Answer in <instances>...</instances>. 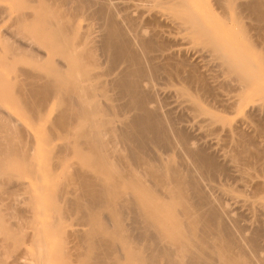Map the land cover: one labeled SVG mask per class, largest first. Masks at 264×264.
<instances>
[{
	"label": "bare ground",
	"instance_id": "obj_1",
	"mask_svg": "<svg viewBox=\"0 0 264 264\" xmlns=\"http://www.w3.org/2000/svg\"><path fill=\"white\" fill-rule=\"evenodd\" d=\"M4 1H9L14 6V9L17 11V15L14 18L15 20L13 25L16 27L23 28L25 32V37L27 38L30 37L35 39L37 42H39L40 47L47 50V54L42 55L36 49L33 48L27 49L25 45L23 47L17 46L12 43H9L7 40L2 41L1 43L4 46L3 48H5V50H8L10 52V56L7 57L6 60H8L11 57L18 56L24 61V63H26L27 66L30 67L29 70L19 68L16 71H14L15 74H17L18 76V78L15 80V88L20 95L22 105L33 116H40L44 114V111L48 107L47 105L48 102L52 99L55 100L59 115L53 123V129L55 131L53 135L58 139L61 140L67 139V140L66 143L64 144L65 145L64 148L66 149L65 150L61 149L60 152L58 154L56 153V155L54 156L53 159L54 161L53 165H55L54 168L56 169L62 167V164L64 163L65 160L64 157L65 158L67 157L65 156L66 153L69 151L71 152L73 151V152H77L80 164L84 166L86 165L89 170L88 171L84 169L85 167L84 168L82 167L83 172L81 168L80 169L81 172L77 174L75 173L73 176L70 175L67 176L66 174V177L64 178L65 180L63 184L64 186H60V185H57L58 187L56 186L57 188H61V189H58L55 193L53 192L52 195L54 198L56 196L58 202L64 203L63 205L61 206L50 205L49 207L40 206L41 208L40 210H44V211L48 210L52 214L53 220L55 219V222L41 224L42 228H40L41 226L39 227L40 224H35L36 222H29L27 224L35 228L34 229L35 233L32 235V237H30V239L35 245L36 253L34 257H31L32 261H30L31 262L30 264H49L51 260L55 261V263L57 264H74L69 259V256H73L74 254L67 247H65L64 239H60L59 243H57L55 247L56 249L54 250L55 252L51 255L48 254V251L46 250L47 248L45 249L44 244L46 241L44 242L43 240L44 232L46 234L48 233L49 235L50 233L51 234L60 233L59 230L57 229L58 224L59 225L61 224V219L58 218V215L63 214L67 209H71L72 212L79 213L80 219L82 220L81 224L82 225L84 224L85 226L88 227V230L86 232L83 231L84 233L83 234L81 233L82 235L79 236L77 235L78 237L74 238L75 241L77 240L76 242H78L77 243L78 245L76 244L77 245L76 251L78 250L84 251V252L81 251L82 253H76L78 257L81 258L79 261L80 264H120V261L123 259H131V261L134 264H252V262L255 260H252L251 258L252 261H250V259L248 258V256H250L249 254L248 256H246L247 255L246 253L248 252L246 251L247 249L246 243L248 241V238L247 241L244 240L243 238V241H246L243 242V244L246 245L245 246L246 249L244 250L246 253H244V251L239 248L240 246L237 245L238 243L235 244L236 242L234 240L237 241V239L231 237V234L233 233L230 232L231 238L229 239V236H227L225 232H224L225 234L222 235L223 233L220 229L225 226L221 227L220 225V228H218L219 227L217 225L218 223L216 225L212 223L214 222L215 218L220 215L221 212L219 213V215L217 212L216 217L211 214L212 217H214L212 221L209 218L211 215L207 216L208 214H205V217L207 216V218H209L207 220L206 218L202 217L203 213H201V211L204 208L200 211V213L198 212L199 211L198 206L199 205L202 206V204H199L196 207L198 209H195V206L191 205L190 201H188L187 203L183 201L187 198L186 193L189 190V189L187 190L186 186L188 188L191 187L188 186L189 185L188 182H186L187 184H185L186 179L184 180V178L188 177L187 170H186L187 177L186 176L182 177L181 175L183 173L181 174L179 172L181 174L180 175L178 173L180 169L177 170V167H175V170L177 171L170 170V167L172 166L170 160L167 161L169 162V164L165 162L167 165L166 168L170 170V171L169 170L166 171L167 169L164 168L165 166L164 167L162 166L163 164L159 165L162 166V168H164L161 170L159 169L161 167L158 168V166H154L156 162L152 165L151 162L149 161L150 159L145 158L144 152L146 153L147 150L146 148L149 144H151V141L162 142L161 140L159 141V139L160 137L163 138L165 134H163L164 132H162L163 135L162 136L160 130L164 125L161 127L160 125H158L159 127L155 125L157 122H155L154 124L153 121L155 120H151L150 119L151 115L149 116V112L146 111L148 112V115L145 114L147 115L146 117L145 115H142L143 117L139 115V117L138 116L136 117L137 119L135 118V120L131 121L130 123L128 124L126 123L127 125L124 123V125L128 126V128L131 129V131L130 130L127 131V129L118 130L119 127H115L116 124L114 125L115 123L114 121L118 116L115 115L117 114L116 113L117 111L116 112L113 111L111 108L113 106H110L109 102L107 103V101L109 100L107 96L110 97V95L106 94L107 92L105 85L103 86L100 85V87H97L99 85H96L99 81L96 83L95 80H98L100 78L98 77L99 74L97 76L96 75L94 76L92 74L93 73L92 71H94L93 69H96L97 65H100L99 63L97 64V62L99 61H97V58L95 57L96 55L94 54L95 51L94 47H92L93 49L90 47V40L93 39V36L91 37V35L93 34L90 33L89 29H87L85 33L84 32L80 33L78 25L76 24V21H78L79 17L82 18L85 17L84 15H86L87 11L84 14L82 12L83 10L85 11L87 9L86 4L89 1L83 4L84 1L86 0H83V3L82 0L80 1L72 0L74 1L73 5L77 7L74 10H70L69 8V6L72 5L71 4L72 1L70 0H4ZM97 1L99 0L92 1L93 2L92 3L90 0L91 7L92 4L93 7L95 5L97 6V4L94 5V3ZM100 1L102 2V0ZM100 1L97 2L98 5H100L99 4ZM75 2L78 6L80 4L81 5L78 7L76 4H74ZM77 2L80 3L78 4ZM105 2H107V4L103 3L104 5L101 4L103 7L100 6L102 9L98 7L99 11H101L99 16L96 14L98 19L103 17L106 20V22L104 20L103 21L107 24L106 25L107 34H106V38L103 37L105 39L102 38L104 42L102 40L103 46L102 45L101 46L103 49L102 48L101 49L103 50L104 54L106 52L109 58L111 57L112 60L110 59L109 60L113 63H115L116 61L118 62V60H121L120 62L122 61L125 62L126 60L129 61L127 63L131 62L130 63L131 65H129L131 69L127 68L128 71L127 72L125 71L126 73L124 74L125 76L123 75L122 78H119L118 80H116V83L115 82L114 83H115V87H117L120 91L123 92L122 93L118 91L119 94L121 93V94H125V96L127 95L129 99V107L130 106L134 108L136 107L140 111L142 108L148 107L145 104L146 95L141 92L142 90L140 91L141 80L144 81L143 78L145 75H147L146 74L147 72L144 71L145 66L143 65L144 69L141 66L142 64H144L143 62L142 64L140 62L141 56L139 57L138 56L139 54L137 55L134 53L131 46V42H129V40L127 39V35H128L127 33L130 32L136 35L135 37L138 42L136 40L135 41L140 44L139 46H141L142 49L141 51L143 52L144 55L146 54V56H149V54L151 53L152 43H150L149 40L148 42L145 41V39H143V36L142 35L140 36L138 34L139 33L138 29L135 27L138 25L136 24L138 23L135 20L136 18L132 20L130 19L131 21L136 22L134 24L135 26H133V23L130 24L129 21V18H131L129 16L130 14L128 15L129 18L127 17V12L126 15L124 14L125 13L124 9L129 7L126 6L124 7V9L122 8L123 10L122 9L120 10V8H117L116 6V8L118 9V12H116L117 10L114 9L115 8L114 0L113 3H111L112 0H107ZM138 2L139 4H141L142 2L143 5H146L145 7L148 6V8L149 7L153 8L155 6L163 9V11L167 13L168 12L172 13L178 21L177 27L179 26L180 29L183 30V32L187 31V33H190L193 36L200 37L198 39H200L206 46L210 47L211 51L214 53L216 57H220L222 59V64L224 68L226 69L227 72H229V74H233L235 75V78L236 77L238 78V80L236 81L240 82V84L242 85L240 87H242L244 92L252 88L251 90L254 95H257V97L260 95L262 99H264V86L262 85L259 86V84L258 86L255 85L258 80L260 81L264 80V59L263 60L262 58L258 59V61L259 60L262 61L261 63L262 68L261 67L259 68L257 65L258 61L256 63V61L253 60L251 55L252 50H254L255 46L251 44V42H249L250 40L248 39L250 38L246 37L245 34L241 37L240 40L237 41L238 43H236V45L235 43L229 41L230 38L227 41L223 40L218 35L220 33L217 34L216 31L213 30V28H212L213 31L210 30L211 28L208 29L206 23L201 21L202 18L200 19V14L196 12L193 8V5H195L193 3V0H140ZM217 2L220 7L221 6L228 7L230 5L234 6L233 3L234 0H217ZM253 2H255L254 4L255 7L257 6L262 9L263 12L261 16L263 17L264 0H255ZM116 5H118L119 7L121 4L119 5L117 3ZM122 6H124V4ZM66 7L69 9H67ZM8 9L6 7L0 8V16L3 13L8 12ZM89 9L91 8H88V10ZM92 9L89 11L91 12L94 11ZM128 10L129 9H127V11ZM251 12H252V8H251ZM93 13L94 12H92L91 17ZM253 13L255 12L253 11ZM94 15L90 19L91 21L92 19H94ZM100 15H102V17ZM211 18L212 17H209L207 18L208 20L207 19L206 20L210 22ZM260 19L262 18L260 17ZM233 21L235 22V26L239 25V19L237 17L233 19ZM124 23L127 25V26L125 25L127 28L126 30L123 28V26L121 27V25H123ZM224 24H226V22H224ZM214 25L217 26V24ZM142 32L144 33V31ZM245 41L247 42L246 45L243 43ZM162 47L164 46L162 45ZM28 48H31V46H29ZM154 48H157V45H155ZM159 48H157V51L159 50ZM160 50L162 51L163 49ZM164 50L162 53L158 51L161 54L159 56L164 57V54L167 52L166 51L164 53ZM55 56L61 60H59L58 62L57 60H55L56 58ZM149 57L153 59L154 56L152 57L151 55ZM6 68L7 69L4 70L5 72L8 70V66H6ZM2 74L3 72L2 70H0V91L4 90L5 88V84L3 83L1 77ZM179 74H177L179 76V79H175L177 77L176 75H174L175 78L173 76L172 77L175 79V82H178L177 84H179V86H182V88H180L181 95L189 97V100L194 105L198 113L210 114L208 113L207 110L206 112L205 110L200 108L197 96H189V94L187 93L188 92L187 89H185L183 85H181L180 83L181 81H176L180 79L182 80L183 78V77L180 78ZM15 78L16 76L14 75L13 79ZM145 81H148V83L150 82L149 79L148 80L145 79ZM241 90L240 92L238 90V92L241 93L242 92ZM99 92L100 94H98ZM98 96H100L101 98L102 96H104L103 99L106 100V102L103 103L104 108L102 107V104L98 103L100 102L96 99ZM243 99L241 100L240 98L241 101L245 100ZM105 105L107 106L105 107ZM108 105L110 106L111 109L108 108ZM118 111H120V108ZM141 112L144 113V111ZM1 115L2 114L0 112V186H7L8 183L10 184L14 177V172L20 168L26 169L30 176L36 177V179L38 177L39 179L40 176L39 173L37 172L36 163L33 162V158H32L33 154L31 153L32 151L31 146L28 147L29 146L28 142L27 144H25L26 142H24L23 140H21L20 137H18V135L20 136V134H18L19 131L17 132V129L15 128L11 119L10 120L4 119ZM121 117L124 118V116ZM212 117H214L213 114ZM118 119H120L119 116ZM121 123L119 122V124ZM15 135L17 136V138H20L19 142L14 140ZM151 135L153 136L152 137L153 140H151L150 137ZM172 135L174 134L172 133ZM181 137H178V141L186 142L184 143L186 147L189 145L191 147V144H193V142L189 144L188 140L187 141L181 140L182 139ZM174 144L172 145L170 144V145L173 147ZM181 144L184 146L183 143ZM118 145L125 146L128 150L127 154L123 153L124 152L123 148L119 147ZM190 147L188 148L190 149ZM188 148H186L185 150H187ZM189 149L187 152L188 153L190 152L191 154L189 155L191 156L193 151H189ZM196 153H193L194 156L193 158L192 157L191 158L192 160L195 159L197 162H199L200 165L202 166H200L199 164L198 165L202 169L205 168L206 172L207 171L212 172L213 170L216 169L215 161L211 160V158L205 157V155L204 156L202 154L197 155ZM124 154H126L127 157ZM157 155L158 154L156 153V156ZM153 160H151L152 163ZM54 168L52 171L53 173L55 171ZM139 168L143 170V172H141L142 170L140 171L142 174L138 171L140 170ZM50 171L46 172L48 176L51 175L49 174ZM168 172H170V174H167ZM213 172L212 174H214ZM141 175H143L144 178ZM202 176L204 175L202 174ZM145 178H147L146 180L148 179L153 180L154 182H156V184L154 185L150 184L151 187H149L150 185L149 186L146 185L149 182L147 181L148 182L147 183ZM75 180L76 183L77 181H79L80 183H82V185H84L82 188L80 187L82 191L80 192V194L78 193L79 195L75 194L76 193L74 191L75 188L72 189V187H75L73 185H77L76 183H74ZM150 183L153 182L150 181ZM171 184H173L172 187H170ZM193 184L195 185V187H198L199 185V183H197L198 184L197 186L195 183ZM195 187L193 186L192 187L193 189H191L190 191L197 192V189ZM95 191H97V195H95ZM23 192L28 193L29 192L28 188H27V192L25 188L23 189ZM39 192L42 197L43 196L45 197L46 193L44 187L39 188ZM261 192L257 197H260V195H262ZM12 193L14 192L12 191L10 193L11 196H13ZM72 194H75V196H73V198H69V195ZM14 196H17V194L15 193ZM54 198H51L50 200L47 199V201L49 200L48 202H54L56 200ZM179 198L181 199V201L183 202L182 204L184 205L182 204L180 205L179 202L181 201ZM2 201L3 200H1V202ZM30 201L34 203L35 198H33V200L31 199ZM204 201H202V203ZM205 204L207 205L206 202ZM209 204L210 203L208 202V205ZM205 207L208 208V206ZM12 208L13 207H11V209ZM211 209L214 208L211 207ZM2 210L0 209V236H3L4 239H6L5 241H9L10 243L13 244L21 243V240H24V238L21 236V232L19 230L17 232L16 231L14 232V228L12 229L10 223H9L10 227L8 226V222L6 223L4 221V219L6 218H4L5 216L2 213ZM209 210L206 213H209L210 211L212 213V210L210 211ZM199 214L200 215L202 214L201 217L199 216ZM128 217H132L139 221V223L136 222V220L134 221L135 223H138L140 225V226L135 225L137 228L138 227L141 228L139 230L140 232L138 231L139 228L138 229L136 228L137 231L140 233L139 235H136L138 232L136 233L135 229H134L135 232L132 230L130 231L128 229L129 228L127 227V222L129 221V219H127ZM31 220L35 221L33 219ZM131 220L133 221V219ZM219 220H221L220 216H219ZM219 220L217 221L219 222ZM220 223L222 224V222ZM235 224L237 223L235 222ZM222 225H224V222ZM129 226L132 227V225ZM228 230L227 228L225 229L226 232ZM237 230L234 229V232L236 233ZM133 232L136 234H134ZM241 232H243V230L240 231V234ZM133 234L136 236L134 237ZM257 235L259 236L258 233ZM244 236L246 239V235ZM252 236L256 237V235H252ZM237 237L239 240L240 236H236V238ZM240 239L242 241L241 237ZM255 239L256 240L258 239L257 241H259V238H255ZM232 241L233 243L235 242L234 246L237 245V248L239 249H236L233 246V244L231 243ZM252 241L253 240H251V242ZM238 242L240 244V240ZM6 244H8V242ZM255 244H251V247L252 248L255 247ZM258 244H260V241ZM258 244H256V246H259ZM240 245H242V243ZM249 247L250 245L248 246V248ZM100 248H103V252L100 251L101 253L98 252ZM252 248L249 249L252 250ZM76 254L75 256H77ZM251 255L255 257V254L253 255L251 253ZM257 260L255 261L256 263L264 262Z\"/></svg>",
	"mask_w": 264,
	"mask_h": 264
},
{
	"label": "rangeland",
	"instance_id": "obj_2",
	"mask_svg": "<svg viewBox=\"0 0 264 264\" xmlns=\"http://www.w3.org/2000/svg\"><path fill=\"white\" fill-rule=\"evenodd\" d=\"M92 1H96V0H91V2ZM105 1L107 0H102V2L100 1L99 3L100 5H98V3L95 2L94 5L97 4V6L95 5L97 8L94 6L95 7L94 9L93 4H92V7H93L92 9L90 0H86L84 1V3L82 0L83 4L88 2L86 4L87 9L85 11L83 10L82 12L84 14L87 11L86 12L87 17L86 15H84L87 18V20L85 17L83 18L79 17L78 21H76V24L78 25L80 33H83V32L85 33L86 30L89 29L90 33L93 34L91 35V37L93 36V39L91 38L92 40H90V47L91 48L94 47V50H95L94 54L96 55L95 57L97 58V61H99V62L97 61L96 62L97 64L98 63L100 64V65H97L96 69H93L94 71H92L93 72L92 74L94 76L95 75L97 76L99 74L98 77H100L99 79L97 78L98 80H95L96 83L98 81L99 82L97 84L95 82L94 83L96 85H99L97 87H100V85L101 86L105 85L106 92H107L106 94L110 95V97L107 96L109 98L107 103L109 102V105L114 107V108L111 107L112 110L115 112L117 111L116 112L117 114L115 115H118L119 118L121 119L120 120L118 119V116L117 117L115 116L116 119L114 121L115 122L114 125L116 124L115 127H119V129L118 128L116 129L118 130L127 129V131L128 130L131 131V129H129L128 126L126 125L130 123L131 121L135 120L137 116L139 117V115L140 116L145 115V114L148 115V112H149V116L151 115L150 119L155 120L153 121V123L154 124L155 122L158 123V124L156 123L155 125L157 126L160 125V127L164 125L160 130L161 135H162V132H164L163 134H165L164 136L162 135L163 138L160 137L159 139V141L161 140L162 142L151 141V144H149L146 148L147 150L145 149L146 150V153L144 152L145 158L150 159L149 161L151 162L152 165L156 162L154 166H158V168L161 167L159 168L161 170L164 168L167 169L166 163L169 164V162L167 161L170 160L172 163L170 170H175V167H177V170L180 169L178 173L179 172L181 174L183 173L182 175L179 173L182 177L186 176V174L188 173L187 176L189 178L186 176L187 178H184V180L186 179L187 181L185 180V184H187L186 182H188L189 184L188 186L189 187L191 186V187L188 188L186 186L187 190L188 189L189 190L186 193L187 198L183 201H185L186 203L190 201V204L195 206V209L199 208L198 209L199 213L204 208L202 210L203 212L201 211L203 215L202 214L201 215L203 218H206L207 220L210 218L212 221V219L214 218L212 217V215L216 217L217 212H218V215L221 212L219 215L221 220H219V216L217 215L218 217H216L214 220V222L215 221L216 222L215 223L212 222V223L215 225L218 223L217 224L219 226L218 228H220V225H221V227L225 226L227 230L228 229L231 230V231L228 230L229 232L227 231L228 232L227 233L225 231L226 229L225 227L220 228L223 233L222 235L226 233L227 236H229V239L231 237L237 239V241L234 240L236 242L234 243L235 244L238 243L237 245L240 246L238 247L241 250L244 251L247 248L246 251L248 252L246 253L244 251V253L247 254L246 256H248V254L252 256L251 253L253 255L255 254V257L248 256L250 261L252 260L256 261L258 259L259 261L263 262L264 261L263 260V257H264V247H263L264 246L263 244L264 243L263 241L264 240V230H263L264 229V196H263L264 195V182H263L264 181V99H262L260 95L258 97L257 95H254L251 90L252 88L244 92L242 87H240L242 86L240 82L238 81L239 82L238 83L236 81L238 80V78L237 77L235 78V75L229 74V72L226 71V69L224 68L222 64V59L220 57H216L214 53L211 51L210 47L206 46L200 39H198L200 37L193 36L192 34L187 33V31L183 32V30H181L179 26L177 27L178 21L172 13L170 12L167 13L163 11V9L159 7H155V6L153 8L152 7L148 8V6L145 7L146 5H143L142 2H141L142 5L139 4L138 1L140 0L138 1L137 0L135 1L122 0V2L121 0H117V1L114 0L115 8L113 6L112 7L115 10H117L116 12H118L117 8H120L121 10L122 8L124 9V7L126 6L129 7V8H125L126 10L124 9L125 11L124 14L126 15V12H127V17L128 18L129 16L131 17L129 18V21H130V24L133 23V26H135L134 24L136 22H133L131 20L136 18L135 20L138 22L136 24H138L137 26L139 27L137 26L135 27L138 29V32H139L138 34L140 36L142 35L145 41L148 42L149 40V42L152 43L151 53L153 54L150 53L149 56L151 55L152 57L154 56L153 59H151L149 56H146V54L144 55L143 52L141 51L142 50L141 46H139L140 44L137 43L138 41L136 40V37H135L136 35L130 32H129L130 34L127 33L128 34L127 39L129 40V42H131V46H132L134 53L137 55L139 54L138 55L139 57L141 56L140 62L141 64L142 62L144 63L141 66L143 67L144 65L146 70L144 69V67L143 69L144 71L147 72V73L145 72L147 75L144 76L143 78L144 81L141 80L140 91L142 90L141 92L146 95L145 104L148 106L146 108H142L140 111L136 107H135L136 109L132 106L129 107V99L127 95L125 96V94H121V93L119 94V92H122V91H120L117 87H115V83H116V80H118L119 78H122L123 75L126 74L125 71L126 72L128 71L127 68L131 69V67L129 66L131 65L130 64L131 62L127 63L129 62L127 60L125 62L124 61L120 62L121 60H118V62L116 61L115 63H113L110 61L112 60L111 57L109 58L106 52H105L106 54L105 55L102 50L103 49L102 43L104 42L103 39L106 38V34H107V28H106L107 24L105 23L106 20L102 17V15H100L102 18H99V19L97 18V15L99 16L101 12L99 11L98 7L100 6L103 7L101 5L103 3L107 4V2ZM253 1L252 0H234L233 2L234 6L230 5L228 7L227 6L220 7L217 0H193V3L195 4L193 5V8L196 12L200 14V19L202 18L201 21L206 23L207 28L208 29L211 28L210 30H212L213 28V30H215L217 34L220 33L218 35L223 40L227 41L230 38L231 40L229 39V41L235 43L236 45V43H238L237 41L240 40L244 34L246 35V37L250 38V39L248 38L247 39L250 40L249 42H251V44L255 46L254 50H252L251 55H252L253 60L256 61L257 63L259 58L260 59L262 58V60L264 59V23H263L264 15L263 17L261 16L263 12L262 9L257 6L255 7L254 6L255 2ZM73 2L74 1H72L71 3L72 5L69 6L70 10H74L77 8L75 5H73ZM116 2L119 5L120 4L121 5L118 7V5H116L117 4ZM111 3H113V0ZM122 3L124 4V6H122L123 5ZM74 4H76V2ZM4 7H6L7 9L9 8L10 10L8 9V12L3 13L0 16V70H2L3 72L1 77H2L3 83L5 84L4 90L0 91V112L2 114L1 116L4 119H7V120L11 119L15 128L17 129V132L18 131L21 132V133L18 132V134H20V136L18 135V137H20L21 140L26 142L25 144H27L28 142V145H29L28 147L31 146V149H32L31 153L33 154L32 156L33 162L36 163L37 172L39 173L40 178L38 179L37 177L36 179V177L30 176L26 169L20 168L14 172V177L10 184L8 183L7 186H0V199L3 200L2 202L0 200V203H1L0 209L2 210L3 208L2 213L5 216L4 218H6L4 219V221L6 223L8 222V226L11 224L10 226H12V229L14 228V232L15 231L17 232L19 230L21 232V236L24 238V240H21V243L13 244V243H10L9 241H5L6 239H4L3 236H0V264H30L31 263L30 261H32L31 257H34L36 253L35 245L30 239V237H32V235L35 233L34 231L35 228L27 224L29 222H36L35 224H40L39 225L40 227L41 224L55 222V219L53 220L52 214L48 210H45V211L40 210L41 209L40 206L49 207L50 205L51 206L63 205L64 203L58 202V199L56 198V196L54 198L52 195L53 192L55 193L58 189H61V188H57L58 187L57 185L64 186L63 184L65 181L64 178L66 177V174L67 176L68 175L73 176L75 173L76 174L80 173L81 172L80 169L82 167L83 168L85 167L84 169L86 170H88V167L86 165L84 166L80 164L77 152L69 151L67 152L68 155L67 153L65 155L67 157L66 158L64 157L65 160H64V163L62 164V167H59L56 169L54 168L55 166L53 165L54 156L56 155V153L58 154L61 149L62 150L66 149L64 148L65 147L64 144L66 143V140H67V139L66 140L58 139L57 137L53 135L55 132L53 129V123L59 115L58 109L56 106V101L53 99L50 100L49 101L50 104L48 102L47 104L48 107L44 111V114L40 116H33L30 112L26 110V108L22 105L19 93L15 88V80L18 78V76L17 74H15L14 71H16L19 68L29 70L30 67L27 66L26 63H24V61L18 56L11 57L8 60H6L7 57L10 56V52L8 50H5V48H3L4 47L3 44L1 43L2 41L7 40L9 43H12L17 46L23 47L25 45L27 49H32V48L36 49L42 55L47 54V50L40 47L39 42H37L35 39L30 38V37L29 38L25 37V32L23 28L16 27L13 25L14 20H15L14 18L17 15V11L14 9V6L9 1L0 0V8H4ZM88 8H91L92 10H94L92 12L95 13V15L93 13L94 19H92V21L90 19L93 17V15L91 17L92 12L89 11L91 9L88 10ZM251 8H252V12H251ZM127 9L129 10L127 11ZM96 11L99 13H97ZM253 11L255 13H253ZM87 13L89 14L90 18ZM208 16L212 17L210 22L207 21L208 20L207 18H209ZM236 17L239 19L238 26H235V22L233 21V19H235ZM260 17L263 20L260 19ZM223 21L226 22V24H224ZM213 23L219 26L217 27ZM125 25L126 24L124 23L123 25H121V27L123 26V28L126 30L127 25L126 26ZM105 28H106V31H105ZM142 31H144V33ZM243 43L245 45L247 44L246 41ZM155 45H157V48L161 46L158 50L160 51V53H162L163 50L166 48L164 50V53L166 51L167 52L165 53L166 55L164 54V57L159 56L161 54L157 51V48H154ZM162 45L164 47H162ZM29 46H31V48H28ZM134 48L136 49V51ZM160 49H163V50L161 51ZM56 58L55 60H57L58 62L59 60H61V59H58V58L56 59ZM260 61L261 60L258 61L257 65L259 68L260 67L262 68V64H261L262 61L261 62ZM6 66H8V70L5 72L4 70L7 69ZM153 69H154V72H153ZM178 71L180 74L178 73ZM177 74L180 75V78L181 77L183 78L182 80L180 79L176 81H181L180 82L181 85H183V87L187 89L188 91L187 93L189 94V96H197L200 108H202L205 111L207 110L208 113H210L211 115L207 113H202V114L198 113L194 105L189 100V97L181 95L180 88H182V86H179V84H177L178 82H175V79H179V76ZM14 75L16 76L15 79H13ZM174 75H176L178 78L177 77L175 78ZM145 79L147 80L149 79L150 82L148 83V81H145ZM183 81H184V84H183ZM258 84L259 86L261 85L264 86V80L262 81L258 80L255 85L258 86ZM178 88H179V91H178ZM238 90L239 92L241 90L242 94L239 93ZM98 94H100V92ZM100 96H98L99 98L97 97L96 99L100 101L98 103L102 104V107L104 108L103 103L106 102V100L103 99L104 96H102V98ZM239 97L241 98V100L243 98L245 100L243 99L244 101H241ZM109 105H108V108H110ZM106 106L107 105H105V107ZM118 107L120 108V111H118L119 110ZM141 111H144V113H142ZM212 114L214 117H212ZM147 115H145V117ZM121 116H124V118ZM153 116L156 118H154ZM118 121L122 123L119 124ZM124 123L125 124L127 123V124L124 125ZM172 133L174 135H172ZM177 136L181 137L182 138L181 140H184V141L188 140L189 144H191L192 142L193 144H191V147L190 145L186 147V145L184 144L186 142L178 141ZM150 137H151V140H153L152 138L153 136L151 135ZM20 138H17V136L15 135L14 140L19 142ZM169 142L171 145L175 143L174 146L172 147L169 144ZM181 143H183L184 146ZM178 145H179V148H178ZM119 147H122L124 151L123 153L127 154L128 150L125 146H119ZM188 147H190V149ZM186 148H188L189 151H193V153L197 152L196 153L197 155L202 154L203 156L205 155V157L211 158V160L215 161L216 169L213 170L214 172L213 171L212 172L216 175L212 174L211 171L206 172L205 168L202 169L200 167L202 165H200V163L197 162L195 159H193L194 160L193 161L192 160L194 156L193 153L190 156L189 154L191 153L190 152L188 153L187 152L188 149L185 150ZM156 153L158 154L157 156H156ZM161 157L163 158V160ZM151 160H153V163ZM163 161L164 163L165 162L166 163L164 164ZM161 164H163L162 166L163 167L165 166V167L162 168V166H159ZM53 168L55 170L54 173L52 172ZM83 168H82V172H83ZM141 170L142 169L138 171L140 172ZM168 170L169 169H167L166 171ZM47 171L48 172L50 171L49 174L51 175L48 176V174L46 173ZM141 172H143V170ZM167 174H170V172H168ZM202 174L205 177L202 176ZM141 176L143 177V175ZM146 179L147 178H145V180ZM149 180L150 179L146 180V182L147 181L149 182V183L147 182L148 184L146 185L149 186L150 184L152 185L156 184V182H154L153 180H150L151 182H153V183H150ZM41 182L43 183V185ZM78 182L79 181H77L76 183V180H75L74 183H76L77 185H73L75 187H72V189L75 188L74 191L76 192L75 193L76 195L80 194V192L82 191L80 187L82 188L84 186L82 185V183L80 182L78 183ZM193 183H195L196 186L198 185L197 183H199L198 187H195ZM172 186L173 184L170 185V187ZM193 186L197 189V192L194 191L195 193L193 191H190L191 189H193L192 188ZM41 187L45 188V193H46L45 197L44 196L42 197L40 195L39 188ZM149 187H151V185ZM22 188L23 189L25 188L26 192L28 188L29 192L28 193L23 192ZM12 191L14 192L12 193L13 196H11L10 194ZM260 192L262 194L260 195L261 198L257 197L259 196ZM15 193L17 194V196H14ZM75 194L69 195V198H73ZM95 195H97V191H95ZM207 196H209L210 198ZM33 198H35L34 203L30 201L31 199L33 200ZM51 198H54L56 200L54 202H48ZM188 198L189 199L191 198V199L189 200ZM47 199L49 200L47 201ZM202 201L204 202L202 203ZM207 201L210 203L209 205ZM205 202L207 203V205L205 204ZM179 203L181 205L183 202L181 201ZM199 204H202V206L203 205L204 206L202 207ZM197 206L198 208H196ZM205 206H208V208L210 206L209 209L212 210V213ZM11 207L13 208L11 209ZM211 207L214 209H211ZM32 208L34 211L32 210ZM208 210L210 212L206 213L208 212ZM213 210H216V211H213ZM7 213H8V216H7ZM205 214H208L207 216H210L211 214L212 215L209 218H207V216L205 217ZM201 215L199 214L200 217ZM58 218L61 219V224L60 225L58 224V228H57L60 233L58 234L50 233L49 235L48 233L46 234L44 232L43 240L44 242L45 241L46 242L45 244L44 243L43 244L45 246V249L47 248L46 250L48 251L49 255L53 254L55 252L54 250H56L55 247L57 243H59L60 239H64L65 247H67L74 254L73 256H69L70 261L73 262L74 264H80L79 261L81 258H79L76 253H82L84 251L83 250H81L82 252L79 250H78L79 252L76 251L78 242H76L77 240L75 241L74 238L86 232L88 230V227L85 226L84 224L83 225L81 224L82 220L80 219V214L77 212H72L71 209H67L63 214L58 215ZM130 218L133 219V221ZM31 219L35 221H32ZM127 219H129V221L127 220L128 221L127 227H129L128 229L134 232L136 230V233H137L141 229L140 227H138L139 228L138 229L135 226V225L140 226L138 224L139 221L132 217H128ZM216 219L219 220V222ZM135 220L138 223H135L134 222ZM220 222H222V224L224 222V225H222ZM235 222L237 224H235ZM129 225H132V227ZM40 228H42V226ZM136 228L138 229V231ZM234 229L235 230L239 229V230H237L235 233ZM240 229L243 230L241 234H240V231H241ZM139 232L137 234L136 233L134 234L139 235L140 234ZM230 232L233 233L231 234V237H230ZM257 233L259 234V236L257 235ZM234 234H237V235H234ZM136 235H134V237ZM244 235H246V239ZM252 235H256V237L255 236L254 237L259 238L260 244H258L259 243V241H257L258 239L256 240ZM236 236H240L242 238V241H241L239 237L240 244L242 243V245L239 244L238 237L236 238ZM243 238L246 241L248 238V241L246 243L247 245L246 248H245L246 245L243 244V242H246V241H243ZM251 240L253 241L251 242ZM7 242L8 244H6ZM231 243L233 244V246L235 245L233 241ZM255 243L258 244L259 246H256ZM248 244L250 245L249 248H252L251 244H255V247H253L251 250L248 248L249 246ZM237 245L234 247L236 249H239L237 248ZM100 249L98 250V252L100 251L103 252V248H100ZM255 252L256 253L258 252L262 256H260L258 253L256 256ZM75 254L77 256H75ZM260 257L262 260L260 259ZM255 261H253L254 263L252 262V264L258 263V262L256 263ZM49 264H57V263L51 260ZM120 264H134V263L131 261V259H123L120 261ZM258 264H264V262L263 263L259 262Z\"/></svg>",
	"mask_w": 264,
	"mask_h": 264
}]
</instances>
